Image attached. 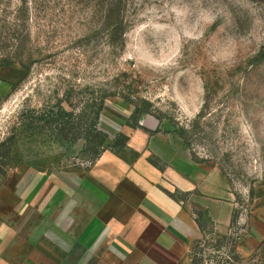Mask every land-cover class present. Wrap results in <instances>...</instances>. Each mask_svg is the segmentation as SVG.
I'll return each instance as SVG.
<instances>
[{"label": "rangeland", "instance_id": "1", "mask_svg": "<svg viewBox=\"0 0 264 264\" xmlns=\"http://www.w3.org/2000/svg\"><path fill=\"white\" fill-rule=\"evenodd\" d=\"M0 264H264V0H0Z\"/></svg>", "mask_w": 264, "mask_h": 264}, {"label": "trees", "instance_id": "2", "mask_svg": "<svg viewBox=\"0 0 264 264\" xmlns=\"http://www.w3.org/2000/svg\"><path fill=\"white\" fill-rule=\"evenodd\" d=\"M143 112H144V111L140 112L137 108H135L134 114H135V115H138V114H141V113H143Z\"/></svg>", "mask_w": 264, "mask_h": 264}, {"label": "crops", "instance_id": "3", "mask_svg": "<svg viewBox=\"0 0 264 264\" xmlns=\"http://www.w3.org/2000/svg\"><path fill=\"white\" fill-rule=\"evenodd\" d=\"M120 240H122V241H121V245H122V246H128V243H125L123 239H120ZM164 240H165V239H164ZM125 244H126V245H125Z\"/></svg>", "mask_w": 264, "mask_h": 264}]
</instances>
